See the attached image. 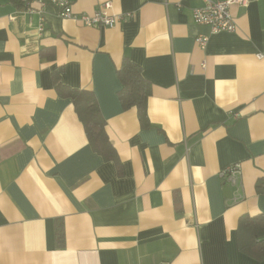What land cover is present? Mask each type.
<instances>
[{
	"label": "crops",
	"instance_id": "obj_1",
	"mask_svg": "<svg viewBox=\"0 0 264 264\" xmlns=\"http://www.w3.org/2000/svg\"><path fill=\"white\" fill-rule=\"evenodd\" d=\"M105 3L113 27L0 0V264H264V235L239 226L264 218V0L231 6L235 31L217 34L193 21L202 0L72 10ZM125 61L149 84L147 127L121 103ZM59 89L94 95L116 161Z\"/></svg>",
	"mask_w": 264,
	"mask_h": 264
},
{
	"label": "trees",
	"instance_id": "obj_2",
	"mask_svg": "<svg viewBox=\"0 0 264 264\" xmlns=\"http://www.w3.org/2000/svg\"><path fill=\"white\" fill-rule=\"evenodd\" d=\"M118 76L122 84L119 96L123 108H135L140 125L147 127L146 107L150 95L149 84L142 78L140 70L127 61L123 63L121 69L118 71ZM59 91L71 100L77 117L83 125L89 145L104 159L116 161L117 157L105 134V122L101 117L94 95L87 91H67L65 89H59ZM256 190L258 193H264L263 181H258ZM239 226H245L247 241L254 242L264 235L263 217L249 220V218L243 216L239 220ZM256 245L264 253V242H258ZM245 248H248V245H241V250Z\"/></svg>",
	"mask_w": 264,
	"mask_h": 264
},
{
	"label": "built area",
	"instance_id": "obj_3",
	"mask_svg": "<svg viewBox=\"0 0 264 264\" xmlns=\"http://www.w3.org/2000/svg\"><path fill=\"white\" fill-rule=\"evenodd\" d=\"M23 1L25 3L28 2V0ZM36 2L40 7H44L48 3L57 10L59 18L73 19L87 27L100 25L113 27L123 18L122 16L113 15L108 12L111 8L109 3H105L99 11L92 15L83 13L77 15L72 10L73 0H36ZM247 3L248 0H202V5L193 10L192 18L196 24L208 26L213 34L234 32L235 24L230 14V7L233 5L245 7ZM40 29H42V23L40 24ZM207 40V37H198L196 44L198 47L204 48ZM240 175L241 172L238 165L228 167L221 172V177L233 186L237 185L240 181Z\"/></svg>",
	"mask_w": 264,
	"mask_h": 264
}]
</instances>
